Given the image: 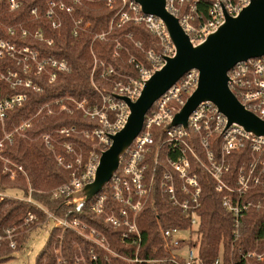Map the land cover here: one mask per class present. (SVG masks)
I'll return each instance as SVG.
<instances>
[{"label":"built area","instance_id":"built-area-1","mask_svg":"<svg viewBox=\"0 0 264 264\" xmlns=\"http://www.w3.org/2000/svg\"><path fill=\"white\" fill-rule=\"evenodd\" d=\"M252 0H166L165 9L178 19L180 27L193 44L202 42L224 21L225 15H238ZM73 6H82L81 0H72ZM73 6L62 1L47 0L45 15L57 27L61 23L55 20L56 12L71 15ZM106 6L117 12L109 23L108 32L98 36L104 40L115 28L132 23L143 26L152 36V46L145 48L143 43L126 36L138 51V55H129L128 63L132 66L133 75L117 72L112 66L99 63L100 78L109 83L106 93H100L101 102L93 107H86V101L73 102L75 110L83 117L94 119L98 126L90 130L77 131L75 128L62 127L41 133L39 138L45 148L50 151L60 168L69 171L67 182L55 189L53 198H68L74 191L91 183L97 169L101 152L110 144V136L115 135L125 124L129 114L126 103L118 97H126L135 101L140 95L144 81L155 71L162 68L164 59L172 57L175 49L171 44L162 21L152 15L143 13L139 4L132 0H106ZM10 12L20 7L19 0H8ZM89 6V10H93ZM32 15L36 10H31ZM60 23V24H59ZM81 20H73V35L81 30ZM85 28L88 24L84 25ZM20 37L28 35L27 30L18 27ZM17 34L15 27L7 29V37ZM34 35V36H33ZM31 37L43 41L42 32L36 31ZM50 45V41H47ZM122 45L116 41L113 57L119 56ZM13 63V68L4 65V59ZM70 65L65 59L47 57L40 59L38 52L26 45L11 44L10 40L0 37V92L1 85L7 84L10 89H29L41 91L33 77H45L50 84L54 83L60 72L69 73ZM199 72L190 70L173 87L163 94L145 116L142 130L129 147L125 161L112 176L106 191H100L88 202H78L68 210L64 218H56L42 206L39 209L45 215V221L39 223L35 213H27L20 225L6 228L0 234V243L7 242L10 249H16L17 238L39 226L72 231L81 241L73 244L74 264H113L112 258H119L131 264L160 263L157 248L150 251L149 259H141L142 236L138 227L140 214L146 208L151 193L157 185L166 197L167 203L188 219L189 227L181 229L169 227L161 229L163 247L167 251L168 260L172 264H206L198 253L201 205V186L193 172L192 162L197 163L213 181L214 190L220 195L222 207L232 217V232L229 253L225 254L222 244L219 245L217 257L210 264H257L264 258V229L254 240L249 249L238 247L241 239L242 221L250 210L264 211V195L260 198L245 199L246 195L256 188L264 191V138L252 136L238 126H227V119L210 103H201L189 116L188 133L182 126H174L163 131L173 116L183 107L187 98L198 85ZM228 87L243 107L264 121V55L237 63L228 72ZM27 98L25 93L0 96V127L3 136L0 139V161L2 171L9 180L14 181L19 173L24 174L20 165L1 152L6 144H11L15 136L26 137V132L33 123L50 118L62 112L72 113L61 99L46 103L42 109L23 119L11 132L4 131L7 114L15 108L23 106ZM37 113V114H36ZM160 129L157 139L156 131ZM80 134L83 139L92 143V148L84 154L76 150L73 143L60 142L63 137ZM62 149L57 153L55 147ZM198 148V150L196 149ZM245 154L247 158L238 164L233 184L229 183V156ZM123 158V159H124ZM27 202H33L30 197ZM19 198V197H16ZM23 198V197H21ZM20 198V199H21ZM87 209L100 217L104 225L117 231L119 243L124 249L133 250L134 257L126 259L116 255L110 247L106 235L96 227L79 218ZM186 231L189 237L177 239L178 232ZM191 235V237H190ZM183 251V253H181ZM55 264H68L60 247L53 248Z\"/></svg>","mask_w":264,"mask_h":264},{"label":"trees","instance_id":"trees-1","mask_svg":"<svg viewBox=\"0 0 264 264\" xmlns=\"http://www.w3.org/2000/svg\"><path fill=\"white\" fill-rule=\"evenodd\" d=\"M46 1L19 0V9L10 12L8 0H0V37L10 40L11 44L26 45L35 49L40 59L47 57L65 59L71 66V71L59 74L52 84H48L45 77H33L35 84L41 88L39 93L29 89L13 90L7 84H2L0 96L17 93L27 95L23 106L15 108L7 114L4 131L11 132L14 126H17L21 120L29 115L34 114L41 105L60 98H64V105L72 113L69 114L64 111L56 119L39 120L32 129L26 132V138L15 136L11 144L4 146L1 156L22 166L24 174L19 173L14 182H11L8 175L3 173L2 162L0 161V234L6 228L20 225L24 216L29 212L35 213L39 223H43L45 215L37 204L56 218H64L67 211L73 208L69 205V200L66 197L53 198L52 196L55 189L67 182L69 171L57 166L53 154L45 148L39 136L51 129L62 127H73L77 131L97 127L96 120L83 117L75 110L73 102L67 101L65 98L69 96L75 102L85 100L86 107L99 105L101 102L100 93H106L109 87V83L100 78L99 63L110 65L119 73L133 75L132 66L127 61L129 55L138 56V51L125 37L131 34L133 39L142 42L145 48H148L153 42L152 36L143 26L132 23L113 29L104 40H100L98 36L108 32L109 23L118 8L116 6L109 9L106 6V0H82V6H73L72 0H55L63 3L65 1L66 4L73 6L74 11L71 15L57 11L55 20L60 22L61 26L59 29H52L51 21L45 15ZM92 5H95L97 9L89 10L88 7ZM32 9L36 10L35 15H32ZM73 19L82 20L81 30L77 36L73 35ZM87 23H89V27L84 29V25ZM11 27H15L17 34L13 38H8L7 29ZM18 27L27 30L28 35L19 38L20 30ZM36 31L42 32L43 41L34 40L31 37V34ZM47 41H51V44L49 45ZM116 41L123 47L119 51V57H113ZM4 61L3 66L13 68L11 60L6 58ZM159 133H161L160 129L156 131V141H158ZM2 136L3 132L0 127V139ZM59 141L73 143L76 150L82 151L84 154L92 148V143L83 139L80 134L63 137ZM196 149L198 150V148ZM55 150L57 153L62 152L59 146H56ZM244 158H247L245 154L229 156L230 175L228 179L230 184H233L238 164ZM124 161L125 158L122 160V164ZM192 167L201 186V205L198 210L200 227L195 244L203 262L210 264L217 257L220 244H222L225 254L229 253L232 217L222 207L220 195L215 192L213 181L206 172L195 162H192ZM11 190L21 191L23 198L6 195V192ZM29 190H31L30 197L33 202L26 201ZM106 190L107 188H104L103 191ZM263 195L262 188H256L247 194L245 199L260 198ZM79 218L101 230L106 235L111 250L116 255L126 259L134 257L133 250L124 249L119 243V233L104 225L100 217L84 209ZM138 227L142 236L138 257L149 259L150 251L157 248V255L161 262L150 264H172L169 262L167 251L163 247L161 229L169 227L186 229L189 224L187 217L175 211L167 203L166 197L161 193L159 187L155 185L146 208L140 214ZM263 229L264 211H248L242 221V234L238 247L251 248L254 240ZM27 240V235L17 238V247L14 250L9 248L7 242H1L0 261L8 258L13 251L20 249ZM75 242L82 243L86 249V244L72 231H64L61 227L52 228L43 249L36 257L35 264H55L54 247L61 248L62 255L68 264H74L73 244ZM112 261L113 264H131L119 258H112ZM257 264H264V258Z\"/></svg>","mask_w":264,"mask_h":264},{"label":"water","instance_id":"water-1","mask_svg":"<svg viewBox=\"0 0 264 264\" xmlns=\"http://www.w3.org/2000/svg\"><path fill=\"white\" fill-rule=\"evenodd\" d=\"M132 1L140 5L144 14L162 21L175 53L144 81L135 101L118 97L129 109L126 122L110 136V146L101 152L94 180L68 196L70 206L86 203L103 190L142 130L148 111L190 70L199 72L197 88L163 131L182 126L188 133L189 116L201 103L210 102L227 119V126H238L252 136L264 138V121L246 110L228 87V72L237 63L264 55V0H252L236 16L225 15L223 23L197 44L190 42L178 19L166 11V0Z\"/></svg>","mask_w":264,"mask_h":264},{"label":"rangeland","instance_id":"rangeland-1","mask_svg":"<svg viewBox=\"0 0 264 264\" xmlns=\"http://www.w3.org/2000/svg\"><path fill=\"white\" fill-rule=\"evenodd\" d=\"M82 1V0H81ZM94 8L93 10L97 9V7L95 5H92ZM74 20V19H73ZM81 20V19H80ZM50 21H53L54 20L50 19ZM82 21V20H81ZM60 24V23H59ZM88 24V27H89V23ZM61 26L58 25L57 27H54L53 26V23H51V27L52 29H59ZM84 29H85V26H84ZM36 32H34L35 34ZM34 36V35H33ZM126 38V37H125ZM51 43V41H50ZM152 46V43L151 45L148 46L151 47ZM139 54V53H138ZM140 57V55H138ZM119 57V56H118ZM67 62V61H66ZM128 62V61H127ZM68 63V62H67ZM69 64V63H68ZM71 67V66H70ZM59 74H64L62 72H60ZM48 83V82H47ZM50 84V83H48ZM40 91L37 90L35 93H39ZM63 102H64V98H60ZM57 101V100H55ZM55 101H52V102H48V103H53ZM44 105V104H43ZM43 105H41L38 109H37V112L42 109ZM64 113V112H63ZM37 114V113H36ZM71 114V113H69ZM60 115V114H59ZM57 115V116H59ZM57 116H54V117H50V119H56ZM22 121V120H21ZM20 121V122H21ZM38 122V121H36ZM33 123V127L35 125V123ZM32 127V128H33ZM31 128V129H32ZM54 130V129H52ZM21 137V136H20ZM22 138H26V137H22ZM17 178V177H16ZM11 181V180H10ZM11 182H14V181H11ZM11 190L10 192H6V195H11V196H14V197H22V192L21 191H13ZM52 230V226L49 225L48 228H43L41 226L33 229L32 231L28 232V233H24L22 234L21 236H24V235H27L28 236V240L26 241V243H24L20 249L16 250V251H13L8 258L0 261V264H35V260H36V257L37 255L40 253V251L43 249L48 237H49V233L50 231ZM20 236V237H21ZM189 237V233L186 232V231H181V232H178L176 235H175V238L177 239H185V238H188ZM191 237V235H190ZM181 253H183V251H181Z\"/></svg>","mask_w":264,"mask_h":264}]
</instances>
